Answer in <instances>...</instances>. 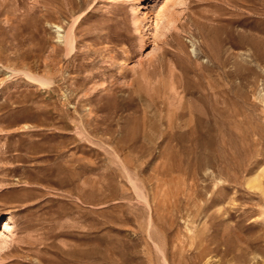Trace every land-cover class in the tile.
I'll return each mask as SVG.
<instances>
[{
  "label": "rangeland",
  "instance_id": "1",
  "mask_svg": "<svg viewBox=\"0 0 264 264\" xmlns=\"http://www.w3.org/2000/svg\"><path fill=\"white\" fill-rule=\"evenodd\" d=\"M0 264H264V0H0Z\"/></svg>",
  "mask_w": 264,
  "mask_h": 264
},
{
  "label": "bare ground",
  "instance_id": "2",
  "mask_svg": "<svg viewBox=\"0 0 264 264\" xmlns=\"http://www.w3.org/2000/svg\"><path fill=\"white\" fill-rule=\"evenodd\" d=\"M66 41H67V43L69 44V46L72 45V38H70V36L68 37V39H67ZM33 79H34V78H33ZM256 185H258V183H257ZM258 187H259V185H258ZM8 214H9V213H8ZM11 215H12V214H11ZM11 215H10V216H11ZM10 216H9V217H10ZM9 217H8V218H9ZM10 218H11V217H10ZM7 230H8V228H7ZM10 230H11V229H10ZM10 232H11V231H10ZM7 233H9V232H7ZM9 234H10V233H9Z\"/></svg>",
  "mask_w": 264,
  "mask_h": 264
}]
</instances>
